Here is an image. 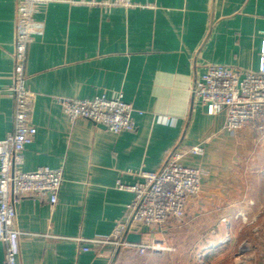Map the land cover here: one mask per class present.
Masks as SVG:
<instances>
[{"label": "crops", "instance_id": "1", "mask_svg": "<svg viewBox=\"0 0 264 264\" xmlns=\"http://www.w3.org/2000/svg\"><path fill=\"white\" fill-rule=\"evenodd\" d=\"M20 2L0 0V141L15 128L9 89ZM111 2L39 5L42 28L31 32L25 63L38 133L21 167L62 169L64 183L56 205L33 197L17 205L18 264H225L228 253L219 249L228 248L224 242L238 227L254 232V245L248 258L233 263L264 264V184L251 170L264 161V144L251 126L226 131L225 115L193 96L210 65L260 71L264 0H133L132 8ZM120 95L136 110L134 132L71 122L59 102ZM194 146H202L203 155L184 163L206 174L185 217L134 233L140 242L164 239L170 251L141 256L91 242L112 235L124 220L134 193L120 186L134 185L141 172L160 171L172 152ZM260 175L264 179V171ZM5 258L0 242V264Z\"/></svg>", "mask_w": 264, "mask_h": 264}, {"label": "built area", "instance_id": "2", "mask_svg": "<svg viewBox=\"0 0 264 264\" xmlns=\"http://www.w3.org/2000/svg\"><path fill=\"white\" fill-rule=\"evenodd\" d=\"M51 0H21L16 34L14 84L10 96L15 102V128L0 141V242L6 247L3 264H18L21 232L15 228L17 205L25 197H33L56 205L64 183V171L40 167L22 169L23 154L33 144L38 130L32 123L34 95L26 87L25 63L31 32L41 29L37 22L39 5ZM111 6L135 7L133 0H113ZM193 96L215 115L224 114V129L237 132L253 127L264 141V58L259 72H242L236 68L210 65L195 83ZM71 122L90 120L104 125L110 132L131 133L137 128L134 106L124 99L96 97L92 100L59 99ZM202 146L172 152L158 172L144 171L132 186H120L134 193L124 220L112 235L92 240L136 251L141 256H162L171 248L161 238L140 243L128 242L127 236L143 227L163 225L181 220L190 199L199 195L206 174L201 167L185 164V159L203 155ZM89 252V248H84ZM111 264H119L114 261Z\"/></svg>", "mask_w": 264, "mask_h": 264}, {"label": "rangeland", "instance_id": "3", "mask_svg": "<svg viewBox=\"0 0 264 264\" xmlns=\"http://www.w3.org/2000/svg\"><path fill=\"white\" fill-rule=\"evenodd\" d=\"M261 140V139H260ZM264 144V141L261 140L260 143ZM262 144V145H263ZM258 162V161H257ZM253 163V165L251 166V170L252 172L256 173L258 176V181L261 182V184H264V179H260L261 178V172L264 171V161H259L258 163ZM181 233V232H180ZM235 235H232V240L230 237H228L225 242L224 245L226 244L228 246L227 249H225L224 247L222 249H219L222 252H227L228 254L223 255L222 257H224L222 259V263L225 264H234L233 262L237 259L240 258V256H243L245 258H248L249 253H250V246L254 245V242L251 238V235L253 236L254 232H251V229L249 227L242 229V231L240 230V227L236 228V233H234ZM171 236V235H170ZM235 236V237H234ZM163 237L168 238L169 237V233H164ZM216 247L215 245H211V248ZM222 246H220L221 248ZM241 247V249H240ZM227 250V251H226ZM241 250L242 253L240 252ZM242 261H245L243 258L241 259ZM243 263V262H242Z\"/></svg>", "mask_w": 264, "mask_h": 264}, {"label": "water", "instance_id": "4", "mask_svg": "<svg viewBox=\"0 0 264 264\" xmlns=\"http://www.w3.org/2000/svg\"><path fill=\"white\" fill-rule=\"evenodd\" d=\"M126 240L130 243H140L141 237H140V235L130 234L127 236Z\"/></svg>", "mask_w": 264, "mask_h": 264}]
</instances>
